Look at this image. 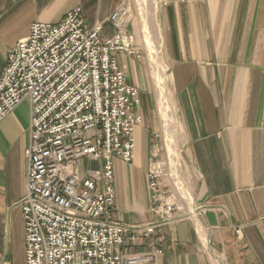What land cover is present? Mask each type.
<instances>
[{
    "label": "crops",
    "instance_id": "0c3cea01",
    "mask_svg": "<svg viewBox=\"0 0 264 264\" xmlns=\"http://www.w3.org/2000/svg\"><path fill=\"white\" fill-rule=\"evenodd\" d=\"M127 1L0 0V75L9 49L34 22L58 23L81 7L87 22H102L109 37L115 28L107 19ZM159 20L196 210H179L149 237L127 240L126 251L160 248L159 264H213L202 230L225 264H264V0H160ZM135 46L136 54L122 53L118 62L139 90L135 110L142 121L133 162L114 159V219L143 226L156 221L147 169L162 126L147 60ZM30 122L27 99L0 121V264H25L20 201ZM92 162H83V171Z\"/></svg>",
    "mask_w": 264,
    "mask_h": 264
},
{
    "label": "built area",
    "instance_id": "2783aa9c",
    "mask_svg": "<svg viewBox=\"0 0 264 264\" xmlns=\"http://www.w3.org/2000/svg\"><path fill=\"white\" fill-rule=\"evenodd\" d=\"M129 9L124 4L108 17L115 28L109 37L102 22L88 23L77 7L58 23L34 22L8 51L0 75V121L25 99L31 114L20 201L25 264H159L162 249L126 251L127 240L139 233L149 237L182 210L176 169L156 143L147 169L156 221L131 226L114 219V159L133 162L134 131L142 121L135 110L139 90L117 59L136 52L126 28ZM85 161L98 162V169L87 165L83 171Z\"/></svg>",
    "mask_w": 264,
    "mask_h": 264
},
{
    "label": "bare ground",
    "instance_id": "6f19581e",
    "mask_svg": "<svg viewBox=\"0 0 264 264\" xmlns=\"http://www.w3.org/2000/svg\"><path fill=\"white\" fill-rule=\"evenodd\" d=\"M138 3H139L138 6L140 10V16L142 18V23H143L142 29L144 32V40L145 43L148 45L147 48H149L150 50V58H151V63L153 65V78H154L153 80L156 86V90H157L156 93L160 104V107L159 106L158 107L160 108L161 111L160 115L162 120L163 132L166 135L165 138L167 141L168 151L170 152V155H173L175 160H177L179 159L180 156V150L175 146L173 139L174 130H175L176 108H174L175 104L173 107V104L171 103L168 97V90L165 83L166 66L164 64L163 57L161 54L162 34L160 30L159 21L157 20V16H155L156 0H138ZM176 125H178V123ZM182 202L187 207L188 212L192 211L193 209L196 210L194 205V197L192 193L186 195L185 200ZM191 214L192 213L190 212V215ZM200 236L204 246H207V249L210 252V256L213 264H225L223 259L219 257L220 255L218 256L216 251L211 249L208 243L209 242L208 238L206 234L205 235L203 234L202 230H200Z\"/></svg>",
    "mask_w": 264,
    "mask_h": 264
},
{
    "label": "rangeland",
    "instance_id": "374dc122",
    "mask_svg": "<svg viewBox=\"0 0 264 264\" xmlns=\"http://www.w3.org/2000/svg\"><path fill=\"white\" fill-rule=\"evenodd\" d=\"M125 4L129 5V7H130V9H129L130 14L126 17V28L128 29L129 33L133 37L134 44H135V42H137L140 45V47L142 48L143 54H144V56H145V58L147 60V71H148V74H149L148 81H149V84H150V86L152 88L151 89L152 90L151 91V99L154 102L155 110H157L158 117L160 119V124L162 126V120H161V115H160L161 111H160V108H159L160 104H159L158 96H157V93H156L157 92L156 86H155V83H154V80H153L154 79L153 78V65L151 63L150 50H149V48H147L148 45L145 43V40H144V32H143V29H142V24L143 23H142V18L140 16V10H139V6H138L139 3H138V0H128ZM155 10H156V15L155 16H157V20L160 23V20H159L160 0H156ZM135 49H136V46H135ZM136 53H137V51L134 54H136ZM120 54H122V53L118 54L117 59H118ZM161 54H162V57H163L164 64L166 66L165 67V69H166V71H165V83H166L167 90H168V97H169V99H170V101H171V103L173 104V107H174V97H173L174 93H173V87H172V80L170 78V72H169V70L167 68L165 55H164V51H163V46H161ZM151 65H152V67H151ZM175 111H176V109H175ZM177 122H179V121L176 118L175 119V130H174V138L173 139H174L175 146L180 150L179 159L175 160L174 156L170 155V152L168 151L167 141H166V138H165L166 135L163 132V126H162V130H161L162 133L158 137V143H159V147L161 148L162 157L166 158V154L168 153L170 158H171V167H172V169H176L175 173L173 172V175L176 178V183L178 185L177 186V192L178 193L176 194V197L179 200V207L182 210H187V207L184 205V203L182 201L185 200V196L186 195L191 194L190 184L188 182L189 179H190V177H189L190 176V171H189V166H188L186 160L183 157V153H182V151H183V149H182V132H181V129L178 127V125H176ZM89 166H90V168L92 170H94V169L97 170L98 167H99V164L97 162H92ZM190 212L192 214H195V209H193Z\"/></svg>",
    "mask_w": 264,
    "mask_h": 264
},
{
    "label": "water",
    "instance_id": "95a60500",
    "mask_svg": "<svg viewBox=\"0 0 264 264\" xmlns=\"http://www.w3.org/2000/svg\"><path fill=\"white\" fill-rule=\"evenodd\" d=\"M184 216H187V214H185Z\"/></svg>",
    "mask_w": 264,
    "mask_h": 264
}]
</instances>
